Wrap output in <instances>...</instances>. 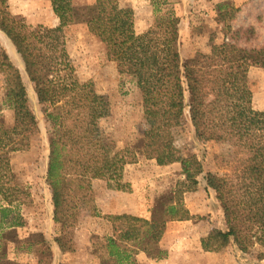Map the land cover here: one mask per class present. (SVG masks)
<instances>
[{
    "label": "trees",
    "instance_id": "16d2710c",
    "mask_svg": "<svg viewBox=\"0 0 264 264\" xmlns=\"http://www.w3.org/2000/svg\"><path fill=\"white\" fill-rule=\"evenodd\" d=\"M49 2L58 19L54 28L27 25L8 12L7 0H0V32L21 59L49 126L45 180L52 220L61 229L52 242L62 253L72 251L67 231L77 222V206L91 194V182L118 181L124 166L141 157L157 166L179 164L182 180L162 203L155 222L126 214L106 217L111 233L100 238L91 253L101 264H139L134 258L139 251L150 259L162 258L158 244L170 222L192 219L182 198L196 190L199 178L213 191L224 224V230L200 239L201 249L219 252L231 244L240 253L255 252L256 259L263 260L264 111L252 107L248 70L264 69V45L239 44L252 29L243 32L222 24L221 44H212L211 37L208 53L181 62L179 18L172 13L159 14L151 27L136 34L132 9L120 8L115 0L83 7H75L71 0ZM225 7L218 5L217 23L234 18L221 12ZM75 24H83L104 46L107 60L139 93L146 130L124 149H116L99 127L109 109L107 98L91 82H80L71 64L64 32ZM2 105L12 112L13 125L5 128L0 122V162L10 153L27 150L38 132L17 70L12 69L6 79ZM185 111L198 134L200 125L209 127L199 136L230 145L228 158L219 157L222 171L205 172L195 155L183 156L174 146L172 130L182 123ZM28 198L25 186L13 175H0V231L13 234L24 226L16 207Z\"/></svg>",
    "mask_w": 264,
    "mask_h": 264
},
{
    "label": "rangeland",
    "instance_id": "374dc122",
    "mask_svg": "<svg viewBox=\"0 0 264 264\" xmlns=\"http://www.w3.org/2000/svg\"><path fill=\"white\" fill-rule=\"evenodd\" d=\"M99 0H71L75 7L86 6ZM102 1V0H101ZM120 8H130L134 13V31L145 32L159 14L172 13L179 18V54L181 62L197 53L206 54L212 44L224 40V25L232 30L252 29L242 35L240 46L262 47L264 45V0H115ZM158 5L159 12H156ZM225 3L221 12L227 22L217 23L218 5ZM8 12L21 17L29 26L54 28L58 19L51 10L49 0H7ZM66 48L80 82H91L94 89L105 96L109 109L99 121L101 131L109 137L116 149H124L146 130L142 118L139 93L133 83L119 73L117 65L107 60L104 46L83 24L65 29ZM10 42L0 32V122L5 128L13 125V115L2 105L5 83L12 69L17 70L26 88L27 105L33 113L38 132L31 138L25 151L10 153L0 162V175H13L15 182L25 186L29 194L25 205H18L17 212L24 219V226L11 232L0 231V264H101L92 252L100 238L111 233L108 216L117 203L129 210L146 214V219L155 222L175 185L182 180L179 164L157 166L152 160L138 158L136 163L124 166L118 181L93 180L91 194L77 206L78 216L71 233L72 251L67 260H55L49 250L44 233L50 217L51 196L46 184L49 126L43 108L37 103L32 85L28 82L23 64ZM248 82L252 92V107L264 111V69L250 68ZM199 134L185 111L182 123L172 130L174 146L183 156L195 155L205 172L222 171L220 156L228 158L232 149L228 143L205 140L203 133L209 127L200 125ZM198 134V135H197ZM195 191L183 195V203L192 215L188 221H172L171 236L167 243L184 251L179 264H264L256 259L255 252L242 254L229 244L219 252L197 251V238L205 237L213 230H224L222 212L202 178L198 179ZM117 196V197H116ZM166 202V203H165ZM128 209V208H127ZM53 234L60 235V225L55 224ZM16 231V232H15ZM51 231V230H50ZM4 232V235H2ZM5 238H4V237ZM173 236V237H172ZM42 242H45L46 246ZM4 246V248H3ZM159 247V246H158ZM157 249V248H156ZM159 249L163 251L160 247ZM156 252L153 250L152 252ZM179 253V251H178Z\"/></svg>",
    "mask_w": 264,
    "mask_h": 264
},
{
    "label": "crops",
    "instance_id": "0c3cea01",
    "mask_svg": "<svg viewBox=\"0 0 264 264\" xmlns=\"http://www.w3.org/2000/svg\"><path fill=\"white\" fill-rule=\"evenodd\" d=\"M11 48H12V46H11ZM49 207H50V217L48 220H46L48 227L45 230V232L47 231V233L43 232V234H44L46 239L51 240L50 251H51L53 258H55V260H57V261L67 260V253H62L59 250V248L57 247V245L54 242H52L53 238L57 237V235L53 234V230H56V228H55V223L52 220V208L50 205H49ZM110 209H112V211L109 213H111L112 215L126 214V215H131V216L146 219L145 212H144V214H141V213H139V210L133 211V208H132V210H129V207H124L122 205H119L118 203L116 206H114ZM172 228L173 227L169 224L168 231L163 234V236H162V238L158 244V246L164 252L162 258L157 259V260L156 259H150V258H148V256L144 252L139 251L135 254V257H134L135 261L139 264H179V263H181V259H183V257H178V254L183 256L184 251L182 252V251L178 250V246H176L175 244L172 245V243H167L168 238L171 236L170 232H171ZM203 237H201V238H203ZM199 241H200V238H197V242H195L196 250L197 251H203L200 247ZM178 251H179V253H178ZM54 264H58V263L54 262Z\"/></svg>",
    "mask_w": 264,
    "mask_h": 264
}]
</instances>
